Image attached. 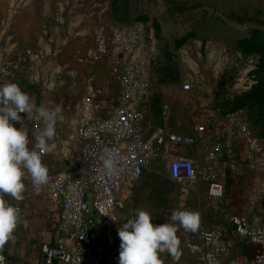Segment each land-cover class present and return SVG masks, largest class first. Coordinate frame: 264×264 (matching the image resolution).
Listing matches in <instances>:
<instances>
[{
	"label": "built area",
	"instance_id": "1",
	"mask_svg": "<svg viewBox=\"0 0 264 264\" xmlns=\"http://www.w3.org/2000/svg\"><path fill=\"white\" fill-rule=\"evenodd\" d=\"M101 59L118 84V96L111 101L106 89L93 85V78L86 83V107L78 115L73 134L79 146V167L48 170V182L42 185L58 214L53 220L54 241L40 244L41 260L37 264H118L117 229L130 187L139 182L145 169L161 152L171 157L168 175L175 184L190 188L200 175L208 185L210 202L218 203L225 195L221 181L208 174L202 176L189 157L174 154L177 149L192 147L195 144L192 136L163 129L150 135L152 126L147 113L150 72L155 63L153 39L125 27L115 31L97 51L77 58L76 63L91 66ZM67 74L70 78L77 77L74 71ZM183 89L188 91L190 86L184 85ZM65 123H56L55 139L61 135ZM26 128L24 123L25 131ZM35 128L34 135L42 127ZM196 131L211 136L215 142L207 155L211 164L219 160L223 147H228L231 141L249 137L247 123L237 112L225 115L217 123L201 125ZM107 158H111L115 169L110 176L103 168V160ZM245 164L264 175V148H249ZM212 168L208 167L209 173ZM221 213L239 239L258 248L252 264H264V218L232 215L225 210ZM112 216L117 217L116 222L110 218ZM20 225L27 228L25 220L20 221ZM186 249L200 264H220L233 249V243L223 244L219 228L200 229L197 241L187 244ZM0 264L26 263L10 261L0 249Z\"/></svg>",
	"mask_w": 264,
	"mask_h": 264
},
{
	"label": "crops",
	"instance_id": "2",
	"mask_svg": "<svg viewBox=\"0 0 264 264\" xmlns=\"http://www.w3.org/2000/svg\"><path fill=\"white\" fill-rule=\"evenodd\" d=\"M39 2L40 0H0V84H18L37 106H59L61 115L57 117V122L66 123L61 135L50 142L51 151L42 156V162L48 170L60 171L78 164L79 146L73 139V134L78 115L86 107L84 96L87 81L93 78L95 87L102 85L109 93L110 88L107 89V85L113 83L114 79L110 76L102 79L94 72L98 62L91 66L76 63V59L79 58L76 46H87L90 40H93L95 45L99 43L100 25L93 22L95 26L73 27L63 31L59 15L54 27L57 41L50 45L47 42L46 21L39 9ZM53 51L55 57H52ZM69 71L76 72L77 77L70 78L67 74ZM116 85L119 91L118 84ZM181 92L179 90L174 97L175 101L163 108L162 122L152 127L150 135L154 136L159 129H163L192 136L195 144L190 148L177 149L174 154L189 157L197 168H201L202 176L208 174L221 181L225 185V195L218 203L210 202L208 185L203 177L190 188H184L172 181L173 184L165 186L166 209L164 222L160 224L171 222L169 219L171 212L180 209L181 206L183 210L197 212L201 225L198 231L219 228L223 244L233 243V249L220 264H252L258 248L239 239L234 227L223 217L221 211L225 210L237 216L254 217L257 220L264 218V175L251 172L245 164L249 148L263 147L250 136H241L231 141L228 147H223L219 160L211 164L207 160V155L215 142L211 136L197 133L196 128L217 123L225 114L213 103L196 96L195 93H191L192 101L187 103ZM152 113L149 102L147 119L148 116L151 119ZM24 123L27 125L26 131L30 140L37 130L35 127H43L41 122L35 120H25ZM209 166L213 167L210 173ZM24 183L22 201L16 202L10 197L6 199L21 208L20 221L25 220L27 228L21 227L19 223L13 238L0 246V249L10 261L37 264L41 260L40 244L54 241L53 220L57 217L58 211L42 186L36 191L30 177H25ZM132 190L137 194L141 193L142 189L134 187ZM125 217L126 211L122 210L120 219L123 220ZM198 231L192 233L178 228L181 257L176 264H200L199 260L186 249L187 244L197 241ZM162 259L163 264H173L167 253L163 254Z\"/></svg>",
	"mask_w": 264,
	"mask_h": 264
},
{
	"label": "rangeland",
	"instance_id": "3",
	"mask_svg": "<svg viewBox=\"0 0 264 264\" xmlns=\"http://www.w3.org/2000/svg\"><path fill=\"white\" fill-rule=\"evenodd\" d=\"M39 9L50 45L57 41L54 27L59 15L63 31L90 27L93 22L100 25L99 43L90 40L87 46H76L78 57L97 51L125 27L153 39L149 99L153 113L151 119L148 116L152 127L161 124L163 108L181 90L187 103L195 93L225 115L240 113L249 136L264 148V0H40ZM51 54L55 57L54 51ZM94 72L102 79L112 77L104 59ZM112 82L107 85L111 101L118 96L117 82ZM184 85L190 90L184 91ZM170 159L161 152L139 182L131 185L120 226L137 210L148 212L154 224L164 222L165 186L173 184L168 175ZM134 187H140L141 193L134 194Z\"/></svg>",
	"mask_w": 264,
	"mask_h": 264
},
{
	"label": "clouds",
	"instance_id": "4",
	"mask_svg": "<svg viewBox=\"0 0 264 264\" xmlns=\"http://www.w3.org/2000/svg\"><path fill=\"white\" fill-rule=\"evenodd\" d=\"M59 112V106H37L16 83L0 84V246L13 238L20 223L18 204L9 203L6 197L23 200L25 177L31 178L36 191L48 182L42 156L51 151ZM25 120L43 124L31 140L24 129ZM103 168L106 175L115 173L111 158L103 160ZM110 218L117 221L115 216ZM153 219L148 212L137 210L133 219L118 227V264H163L165 253L176 264L181 257L178 228L196 233L201 226L199 213L182 206L171 212V222L154 224Z\"/></svg>",
	"mask_w": 264,
	"mask_h": 264
},
{
	"label": "water",
	"instance_id": "5",
	"mask_svg": "<svg viewBox=\"0 0 264 264\" xmlns=\"http://www.w3.org/2000/svg\"><path fill=\"white\" fill-rule=\"evenodd\" d=\"M77 167H79V165H77ZM93 215H95V216H96V213H95V212H93Z\"/></svg>",
	"mask_w": 264,
	"mask_h": 264
}]
</instances>
